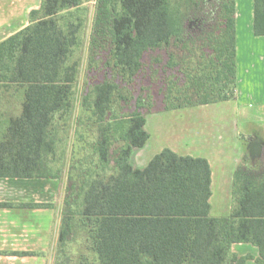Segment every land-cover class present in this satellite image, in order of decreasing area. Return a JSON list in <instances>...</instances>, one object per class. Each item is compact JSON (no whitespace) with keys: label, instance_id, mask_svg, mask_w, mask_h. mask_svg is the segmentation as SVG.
Masks as SVG:
<instances>
[{"label":"trees","instance_id":"obj_1","mask_svg":"<svg viewBox=\"0 0 264 264\" xmlns=\"http://www.w3.org/2000/svg\"><path fill=\"white\" fill-rule=\"evenodd\" d=\"M82 1L42 0L27 26L0 41V100L21 99L6 122L0 108V177L61 173ZM254 31L264 35V0H254ZM236 60V0H96L55 264H71L76 218L99 264H247L252 255L232 252L240 242L257 246L264 264V149L244 155L222 217L210 214L206 158L165 148L142 169L130 162L154 112L135 93L139 77L165 85L160 110L211 104L236 98Z\"/></svg>","mask_w":264,"mask_h":264},{"label":"crops","instance_id":"obj_2","mask_svg":"<svg viewBox=\"0 0 264 264\" xmlns=\"http://www.w3.org/2000/svg\"><path fill=\"white\" fill-rule=\"evenodd\" d=\"M41 2L0 0V41L27 26L30 11ZM236 49V98L147 114L145 129L150 137L130 157L133 167L141 169L165 148L206 158L212 171L210 214L214 217L231 213L234 175L244 155L249 152L255 158L264 149V35L254 31V0H236ZM77 105L76 99L71 133L58 147L57 154H64L57 163L58 177H0V264L56 263ZM20 106L19 95L0 100L2 121L6 122L10 109ZM232 252L252 255L247 264H256L259 256L252 243H233Z\"/></svg>","mask_w":264,"mask_h":264},{"label":"rangeland","instance_id":"obj_3","mask_svg":"<svg viewBox=\"0 0 264 264\" xmlns=\"http://www.w3.org/2000/svg\"><path fill=\"white\" fill-rule=\"evenodd\" d=\"M7 3H13L14 0H5ZM96 0H83V6L88 7V16L85 25V31L83 34V45L80 52V68L78 80L75 85V101L77 99L78 105L75 114L78 115L80 110V100L82 94L84 93V81L87 75V56H88V46H89V36L92 27L94 11H95ZM6 7L7 5L4 4ZM164 87L163 82L152 84L151 80L139 77L137 79V86L135 88L136 94L142 95L146 100L147 104L153 103L154 112H160L165 110H160L164 107V102L162 101V94L159 93V87ZM149 89V90H148ZM160 110V111H158ZM152 112V113H154ZM150 114V113H149ZM75 132V131H74ZM71 128L68 129L67 135H70ZM69 183V182H68ZM67 194V192H66ZM73 239L71 243V250L74 254L72 257L71 264H99L97 253L91 248V242L88 238V233L83 225H81L80 220L76 218ZM57 255V252H56Z\"/></svg>","mask_w":264,"mask_h":264},{"label":"water","instance_id":"obj_4","mask_svg":"<svg viewBox=\"0 0 264 264\" xmlns=\"http://www.w3.org/2000/svg\"><path fill=\"white\" fill-rule=\"evenodd\" d=\"M251 156H252V157H254V155H253V154H251Z\"/></svg>","mask_w":264,"mask_h":264}]
</instances>
